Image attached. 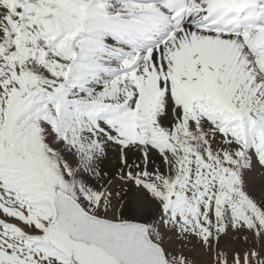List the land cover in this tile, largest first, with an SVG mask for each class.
Returning a JSON list of instances; mask_svg holds the SVG:
<instances>
[{
  "label": "snow or ice",
  "instance_id": "snow-or-ice-1",
  "mask_svg": "<svg viewBox=\"0 0 264 264\" xmlns=\"http://www.w3.org/2000/svg\"><path fill=\"white\" fill-rule=\"evenodd\" d=\"M0 264H264V0H0Z\"/></svg>",
  "mask_w": 264,
  "mask_h": 264
}]
</instances>
